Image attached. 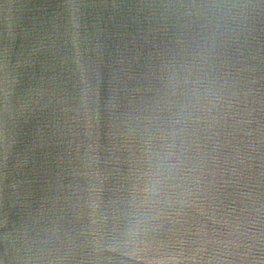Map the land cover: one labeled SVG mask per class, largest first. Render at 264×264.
<instances>
[{"label":"water","instance_id":"obj_1","mask_svg":"<svg viewBox=\"0 0 264 264\" xmlns=\"http://www.w3.org/2000/svg\"><path fill=\"white\" fill-rule=\"evenodd\" d=\"M0 264H264V0H0Z\"/></svg>","mask_w":264,"mask_h":264}]
</instances>
